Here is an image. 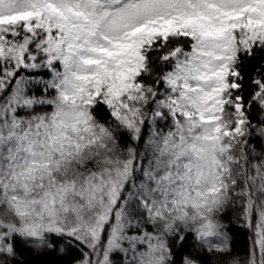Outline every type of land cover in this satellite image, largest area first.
<instances>
[{
    "label": "snow or ice",
    "instance_id": "6c2138e0",
    "mask_svg": "<svg viewBox=\"0 0 264 264\" xmlns=\"http://www.w3.org/2000/svg\"><path fill=\"white\" fill-rule=\"evenodd\" d=\"M18 242L264 264V0H0V264Z\"/></svg>",
    "mask_w": 264,
    "mask_h": 264
},
{
    "label": "trees",
    "instance_id": "16d2710c",
    "mask_svg": "<svg viewBox=\"0 0 264 264\" xmlns=\"http://www.w3.org/2000/svg\"><path fill=\"white\" fill-rule=\"evenodd\" d=\"M47 78V77H46ZM99 116L103 118H107V114L104 111H100L98 113ZM262 145L257 144V150ZM225 220L224 223L227 224V233H228V240L229 245L231 248V253L233 256H238L243 258L249 251V246L251 243L252 233L249 229L243 227L236 219L233 209H229L224 213ZM193 241L191 236L188 238V243L186 245V251L191 250V245ZM18 250L22 254L20 259L22 264H70V261L74 258L79 257V252L72 250L71 253L67 256L61 257L57 254V252H42L38 253L33 250L31 243L23 244L18 242ZM61 245L57 243V249ZM205 260V264H218V262L212 257H203ZM114 264H122L123 256L122 255H113Z\"/></svg>",
    "mask_w": 264,
    "mask_h": 264
}]
</instances>
